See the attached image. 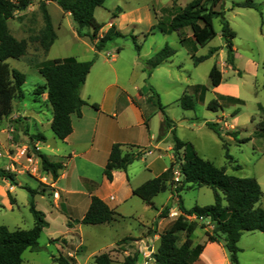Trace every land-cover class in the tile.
Listing matches in <instances>:
<instances>
[{"label":"rangeland","instance_id":"obj_1","mask_svg":"<svg viewBox=\"0 0 264 264\" xmlns=\"http://www.w3.org/2000/svg\"><path fill=\"white\" fill-rule=\"evenodd\" d=\"M191 1L193 0H105L94 11L95 20L102 25L96 40H91L90 27L80 29L82 36L79 37L71 17L65 15L54 0H29L30 3L25 8L15 9L13 17L7 20L9 32L16 39L25 41L26 51L20 59H8L6 62L10 68L25 76V82L22 86L23 98L13 101L11 114L0 124V168L13 173L16 183L13 185L15 193L10 190L4 192L5 196L10 194L13 199L12 206L5 205L0 197V224L10 230L32 228L34 221L28 210L30 197L25 188L37 192L33 198L35 207L45 213L50 222V227L43 230L38 239L39 250L36 253L26 251L23 264H54L51 256H57L59 252L66 255L67 252L75 250H78L75 257L77 264H94L93 255L101 253H108L112 264H126L124 259L127 257L133 258L134 264H154L144 246L140 245L136 249L135 240L154 232L148 239V244L155 253L160 233L170 225L171 220L180 215H171L175 210L178 211L177 195L170 198L169 191H165L154 199L156 210L168 203L163 207L168 208L164 221L160 223V220H155L148 225L133 221L130 217L147 222L152 219L156 210L147 207L136 197L124 199L125 185L119 177L115 196L116 200L121 201L119 213L124 218L112 227L84 226L81 231L83 246L78 249L80 239L77 234L69 238L71 234L63 223L64 217L49 213L52 211L50 203L53 198H57V193L53 192L51 178L47 179V173L41 170L35 153L37 142L31 140L32 136L43 134L46 142L40 144L42 153L52 161L60 160L64 155L60 149L62 146L57 145L59 140L48 126L51 108L47 103V96L45 93L36 95L34 91L44 84L37 69L40 63L65 58H73L79 62L94 60L82 91L83 97L86 91L91 98L100 99L104 82L117 81L120 87L132 95L139 89L144 93H140L142 98L135 104L149 118L150 132L156 137L162 122L161 137L165 138L164 144H171L173 150L175 135L179 140L191 144L203 159L212 162L216 167H224L227 174L254 177L264 193V131L261 129V122L264 121V0H220L214 9L221 12L220 17L213 21L216 37L205 46L195 44L189 28L182 30V37L186 39L182 45L179 35L169 28L172 15ZM245 1L258 4L259 10L233 6L234 3ZM42 7L45 8L56 35L47 52L34 39L44 28ZM223 21L235 33L231 41L235 52L234 68H229L226 63V48L220 33ZM111 25L122 36L114 37L103 49L96 51L94 44ZM165 45L171 47L175 54L148 76L146 61ZM211 49H216L212 56L194 65L191 54L195 57L205 56ZM214 64L222 72V82L226 89L229 88L237 96L236 99L233 98L237 101L220 99L225 115L220 109L211 111L207 108L211 100L222 96L211 92L209 71ZM200 87H205L206 90L202 91ZM150 89L158 95L160 104L171 121L170 128L163 126V114L158 110L156 97ZM184 93L194 101L193 110H183L179 106V99ZM231 110L234 114L232 118H228L227 114ZM206 122L222 126L221 139L206 127ZM226 123L233 128L226 126ZM234 131L235 138L230 137L228 134ZM223 143L231 160L226 158ZM57 148L61 152H55ZM131 151L148 153L150 148ZM143 158L149 159L147 155ZM163 163L168 165L165 158ZM177 167H173L175 182L176 179L180 180ZM129 168V178L133 183L152 178L141 158L133 161ZM76 169L75 163L69 167L73 176ZM90 173L98 178L96 167ZM1 184L2 179L0 186ZM69 185L74 189L79 187L76 183ZM103 193L107 195L110 191L105 190ZM179 196L185 209L214 203L212 190L205 186L183 189ZM57 201L61 208V200ZM260 204L264 209V195ZM186 220L195 219L187 217ZM165 224L167 225L163 229ZM213 227L210 219L203 218L197 220L195 231L179 235L180 242L189 237L194 245H203V256L199 257L196 264H230L225 249L221 251L216 247H208L210 243L206 242V235L212 232ZM51 238L58 241L51 243ZM63 238L67 240L66 245L60 241ZM116 239H119L117 244L110 247ZM213 244L224 248L222 242ZM237 246L242 250L238 253L239 264H264V234L244 232Z\"/></svg>","mask_w":264,"mask_h":264},{"label":"trees","instance_id":"obj_2","mask_svg":"<svg viewBox=\"0 0 264 264\" xmlns=\"http://www.w3.org/2000/svg\"><path fill=\"white\" fill-rule=\"evenodd\" d=\"M105 0H54L63 13L70 15L77 27L76 33L82 36L80 29L90 27L91 40L96 37L102 28L94 18V11L101 7ZM220 0H193L185 7L176 11L170 21L169 28L180 37V43L184 45L186 39L182 37V30L189 28L195 44L205 46L216 37L213 21L220 17L221 12L214 10ZM29 0H0V124L4 118L12 112V103L16 99L23 98L22 86L25 76L16 69L10 68L6 62L8 59L18 60L24 56L26 43L18 40L9 32L7 20L13 17L15 9H23L29 4ZM234 7L259 10V5L251 1L234 3ZM44 28L40 35L34 39L39 42L42 49L47 52L56 35L51 27L50 18L44 7H42ZM221 37L226 48V63L234 68L232 39L235 33L230 29L228 23L221 24ZM122 34L116 30L114 25L94 44L95 50L100 51L105 44L114 37H121ZM136 49L139 48L136 46ZM216 49H211L207 55L195 57L191 54L194 65L212 56ZM175 51L165 45L161 50L154 53L146 61L147 74L159 65L167 62ZM94 60L79 62L73 58L54 59L53 61L40 63L37 66L39 74L44 79V84L38 86L34 91L36 95L46 94L47 103L51 108L50 130L55 138L63 141L72 132L71 116L81 117V109L87 103L80 98V89L84 85L86 77L93 65ZM211 87H217L222 82V74L216 64L209 71ZM264 88V83H263ZM205 91V87H200ZM156 97V106L163 114V126L170 128L171 121L164 112V107L160 104L158 95L150 89ZM222 100H234L233 98L220 96L217 100H211L207 108L211 111L222 110ZM92 108L98 110V105L92 104ZM179 106L183 110H193L194 101L191 96L183 94L179 99ZM234 112H232V115ZM149 118L144 116V125L148 126ZM206 127L212 130L221 139L222 126L216 123H205ZM164 128V129H165ZM163 127H161L162 131ZM261 129L264 131V121L261 122ZM173 133V130H171ZM230 137L235 138L236 132H230ZM36 142H45L43 134H36L31 137ZM226 151V158L231 160L227 153L225 143L222 144ZM138 149L134 146H124L121 144L112 145L103 175L107 181H112L114 171L126 168L135 160L140 159L143 153H134L131 150ZM173 158L169 168L158 177L149 179L132 190V195L138 198L146 206L154 208L153 198L158 194L170 190L172 196L178 197L180 215L173 220L159 235V245L155 252L154 264H193L203 251V245H194L191 238L187 237L180 242V233H192L197 228V220L208 218L213 222L214 227L211 233L206 235V242H222L228 254L230 264H239L237 246L240 237L244 232H260L264 234V209L261 207L263 192L254 177H237L226 173L224 167H216L212 162L200 157L193 146L183 142L173 135ZM37 158L40 162L41 170L49 174L52 181H56L59 172L64 168L61 161H52L47 155L36 150ZM177 165L180 180L173 178V167ZM15 175L8 170L0 168V179L6 180L10 185H16ZM209 187L212 190L214 203L208 206H194L185 209L182 206L179 192L183 189L193 187ZM30 200L28 210L33 218V226L28 230H10L0 224V264H22V254L29 250L37 252L39 250L38 239L44 228L47 227L43 212L35 207L34 196L36 191L25 188ZM10 204H14L10 194L7 195ZM168 208L161 210L159 218H165ZM187 217H194L195 220L187 221ZM117 219V214L110 209L102 200L91 196L90 203L83 218L79 221L82 225H102L109 224ZM70 227V224H67ZM58 239L51 240L56 243ZM66 245L67 241L60 240ZM54 264H77L75 259L69 255L58 253L51 256ZM133 258H125L126 264H134ZM94 264H112L108 253H101L93 257Z\"/></svg>","mask_w":264,"mask_h":264},{"label":"crops","instance_id":"obj_3","mask_svg":"<svg viewBox=\"0 0 264 264\" xmlns=\"http://www.w3.org/2000/svg\"><path fill=\"white\" fill-rule=\"evenodd\" d=\"M65 15L70 16L67 13H65ZM112 58L114 59L115 56H113ZM227 66L231 68V66ZM90 72L91 70L89 71L86 77L84 85L80 89V98L84 100L88 105H84L82 107L81 117L78 118L75 115L71 116L72 132L63 141L59 140V144H57L58 147L59 145L62 146L60 149H62L61 151L64 153V155L60 157V160L55 161H61L63 163L64 168L59 172L58 179L56 181H52V186L54 187L52 189L53 192L57 193V198H53L52 202L50 203L52 211L49 212L51 214H61L64 217L63 223L65 224L67 231L71 234L69 238H72L75 234H77L80 239V246L78 247V249L83 246L81 241V231L84 226H91L95 228L112 227L116 222H118V220L124 218L119 213L121 201L116 200L115 196V193L118 191L117 181L119 177L122 183L125 185L124 199L135 197L132 195V190L144 183L145 181L158 177L159 175L164 173L169 168L168 165L170 164L173 158L172 145L164 144L165 138L161 137L162 122L160 124L158 137H156L154 133L150 132L149 121L148 126H144V114L142 113L140 108L137 107V105L135 104L140 98H142L140 93L144 92L137 89L136 93L132 95L128 93L124 88L120 87L117 81H113L103 83L100 99L96 100L91 98V96L88 95L86 91L84 92L83 97L82 91L85 87ZM211 92L217 93L219 95H222L223 97L228 98L236 99L237 97L236 94L233 91H230L229 88L226 89V86L223 84V82H221V84L217 87H212ZM92 104L98 105V110L92 108ZM221 111L224 115L226 114L223 112V109ZM232 111L233 110H231V112H228V118H232ZM50 121L51 117L48 122L49 128ZM226 126L233 128L232 125H228L227 123ZM45 142L35 143L36 149L42 152L40 144ZM114 144L134 146L136 148L143 149L150 148V152L144 154L141 157V160H143L145 168L148 170V172H150L152 178L144 179V181L133 183L132 181H130L129 178L130 168L128 166L125 171H114L112 175V181H107L103 175V170L107 162L110 149ZM60 149H55V152H61ZM145 155H147L149 159L143 158ZM164 158L168 165H165L163 163ZM74 163L76 164L77 169L75 170L73 176V173H70L69 167L71 164ZM95 167L98 170V178L93 177L90 173V170ZM48 177L51 178V176L47 174V179ZM70 181H72V183ZM74 183H76V185L78 184L79 187L74 189L71 187V185H69ZM7 190H10L15 193L14 187L10 185L8 181L2 180V184L0 186V197L5 205L7 204L9 206H12L8 200V196L4 195V192H6ZM105 190L110 191V193L104 195L103 191ZM167 191H169L168 197L175 198V196H172L170 190H166V192ZM91 196L99 198L110 209L114 210L117 214V219L109 224L102 225L80 224L79 221L83 218L85 212L87 211ZM156 197H154L152 200L153 205L154 199ZM58 199L59 201L61 200V208H59V203L57 201ZM123 202L124 201H122V203ZM167 204L168 203L162 205L159 210H156L154 206L156 213L155 215H153L152 219L147 222L139 220L138 218H130H132L133 221L136 220L137 222H140L144 225H148L150 222L155 220H160L161 223L162 221H164L165 218L160 219L159 214L161 212V209ZM173 213L175 215L180 214V211L178 209V211L175 210ZM43 214L45 216V221L48 224L47 227L44 228L45 230L50 227V222L48 221L46 214ZM67 224H70L71 226L68 227ZM167 224H165L163 229L166 227ZM52 239L54 238H51L50 240ZM118 240L119 239L114 240L110 247L114 244L116 245ZM208 247H216L221 251H224V248H222L221 246L220 248L213 243H210ZM26 251H24V253ZM77 251L78 250L67 252V255L75 259L78 254ZM29 252L36 253L32 251ZM241 252L242 250L240 249L239 253ZM24 253L22 254V264ZM94 256L95 255H93V257ZM201 256H203L202 253L199 257ZM197 261L193 264H196Z\"/></svg>","mask_w":264,"mask_h":264},{"label":"water","instance_id":"obj_4","mask_svg":"<svg viewBox=\"0 0 264 264\" xmlns=\"http://www.w3.org/2000/svg\"><path fill=\"white\" fill-rule=\"evenodd\" d=\"M152 235H154V232L149 234L146 237H142L140 239L135 240V245H136V248H138L140 245L144 246L147 249V251L150 253L153 261H155L156 254L152 251V247L149 246L148 244V239H150Z\"/></svg>","mask_w":264,"mask_h":264},{"label":"built area","instance_id":"obj_5","mask_svg":"<svg viewBox=\"0 0 264 264\" xmlns=\"http://www.w3.org/2000/svg\"><path fill=\"white\" fill-rule=\"evenodd\" d=\"M11 1H13V0H11ZM176 181H177V179H176ZM171 215L173 216V215H175V214H174V213H172ZM194 219H195V218H194Z\"/></svg>","mask_w":264,"mask_h":264}]
</instances>
